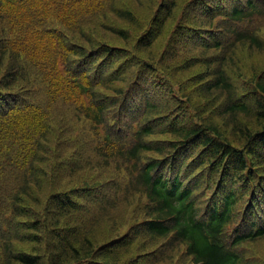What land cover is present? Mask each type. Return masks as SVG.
<instances>
[{"label":"trees","instance_id":"obj_1","mask_svg":"<svg viewBox=\"0 0 264 264\" xmlns=\"http://www.w3.org/2000/svg\"><path fill=\"white\" fill-rule=\"evenodd\" d=\"M135 1L0 0V264H264V0Z\"/></svg>","mask_w":264,"mask_h":264},{"label":"rangeland","instance_id":"obj_2","mask_svg":"<svg viewBox=\"0 0 264 264\" xmlns=\"http://www.w3.org/2000/svg\"><path fill=\"white\" fill-rule=\"evenodd\" d=\"M182 0H179V2ZM125 5L126 7L133 8L136 13L137 17L141 18L142 20H146L149 16L150 13L154 10V5L146 3L144 5L138 4V1L135 0H125ZM118 25H125L124 22L122 21H114ZM139 25V24H137ZM133 29V27H132ZM262 38L264 42V30L262 32ZM109 42H115L113 40H108ZM261 69H264V49L261 52H250V51H240L238 53V59L235 64V77L240 78V83L242 85H247L246 80H249L255 73L259 72ZM201 67H194L188 70H183L174 76V82L177 85H181L183 89L190 93V100L192 103L195 102H202V100L199 98V93H195L194 90H190L191 88H195L196 82L198 81L197 79H190L191 74L196 72V71H201ZM205 77L206 75H202ZM187 112H191V110H188ZM193 119V117H192ZM243 122L247 124L249 128L252 130L258 129L259 123L255 121L253 118H249L247 120H243ZM170 138L168 135H161L157 134L153 137H150L152 140H166ZM148 158L156 157V154L153 152H150L147 154ZM130 212H131V207L130 206H122L120 207L116 212L115 216L119 218V223H124L120 228L117 229V233L121 234L127 230V226L130 224L129 219H130ZM38 214V213H36ZM38 215L34 216H29L26 219H20V220H30L31 218H36ZM116 226L111 225L107 221L101 222L99 225L95 227V234H94V239L99 241L100 243L107 238L113 236L116 232L114 231V228ZM33 245H30V242L28 241H21V242H15L11 244V249L12 250H23L27 253L32 252L30 249ZM247 255H252L256 257L257 259L261 260L262 263H264V238L248 245L247 247Z\"/></svg>","mask_w":264,"mask_h":264}]
</instances>
